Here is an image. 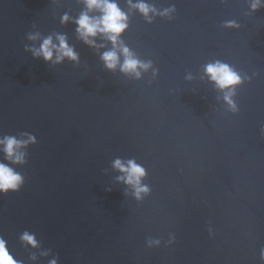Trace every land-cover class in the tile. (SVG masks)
I'll use <instances>...</instances> for the list:
<instances>
[{
    "label": "water",
    "instance_id": "1",
    "mask_svg": "<svg viewBox=\"0 0 264 264\" xmlns=\"http://www.w3.org/2000/svg\"><path fill=\"white\" fill-rule=\"evenodd\" d=\"M148 2L177 11L151 25L131 18L123 39L159 69L137 82L105 71L75 25H61L82 11L77 0H0V136L38 141L17 169L22 189L0 194V237L21 264H264V8ZM228 20L241 28H223ZM33 25L67 34L81 64L33 59L24 51ZM215 59L251 77L237 90L238 114L203 78ZM116 158L146 169L143 202L117 183ZM24 231L39 248L21 243ZM149 238L161 245L149 248Z\"/></svg>",
    "mask_w": 264,
    "mask_h": 264
},
{
    "label": "clouds",
    "instance_id": "2",
    "mask_svg": "<svg viewBox=\"0 0 264 264\" xmlns=\"http://www.w3.org/2000/svg\"><path fill=\"white\" fill-rule=\"evenodd\" d=\"M56 3L57 0H51ZM82 6V11L73 17L65 12L60 17L62 26L75 25V34L78 41L94 50L105 71L119 73L128 80L142 81L150 74L152 80L159 76V69L151 59H142L137 52L132 50L123 39L128 32L131 18L139 13L144 21L151 25L156 18L172 20L176 14L175 4L158 9L148 0H126V10L122 9L120 0H77ZM249 8L252 13L264 8V0H250ZM33 30L27 34L29 43L24 45V51L30 53L33 59L43 60L46 64L56 68L65 62L76 66L81 64V57L65 33L53 32L43 35L33 25ZM225 29L239 30L241 25L236 20L225 21L222 25ZM110 45V46H109ZM203 78L214 86L220 93L225 105V111L238 114L240 109L236 102L237 90L245 84L251 83V77L247 73L237 71L229 63L215 59L203 65ZM185 79L193 80L191 72ZM264 135V130H262ZM38 143L35 135L29 132H20L17 135L0 136V194L8 195L19 192L25 184V177L17 171L28 163V150ZM6 161V162H5ZM112 169L119 173L116 181L130 190L124 194H131L136 201L143 202L151 195L150 186L145 183L148 173L136 159L116 158L112 161ZM111 192L112 189L108 188ZM22 244L33 249L39 248V242L35 234L24 231L20 237ZM169 246L175 243V236L169 240ZM147 245L159 247V239L149 238ZM47 255V253H45ZM36 259L35 256L32 257ZM260 259L264 261V249L260 251ZM59 257L55 256L49 264H58ZM0 264H21L15 259L8 249L7 242L0 237Z\"/></svg>",
    "mask_w": 264,
    "mask_h": 264
}]
</instances>
